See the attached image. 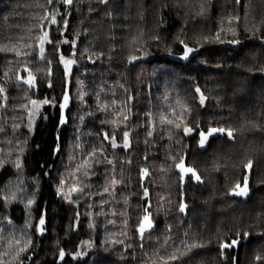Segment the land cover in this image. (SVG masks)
Instances as JSON below:
<instances>
[{
  "label": "trees",
  "instance_id": "1",
  "mask_svg": "<svg viewBox=\"0 0 264 264\" xmlns=\"http://www.w3.org/2000/svg\"><path fill=\"white\" fill-rule=\"evenodd\" d=\"M44 32L51 43L41 45ZM187 47L194 59L173 60ZM61 54L78 62L71 75ZM29 72L31 87L23 83ZM0 89V256L14 235L31 239L22 264H163L155 253L165 248L178 249L169 264H264V0H0ZM32 100L49 103L30 131ZM160 113L180 128L161 124ZM211 128L231 130L234 140L200 150L199 133ZM113 131L120 144L129 133L127 149L103 139ZM93 149L113 163L90 158ZM185 158L201 179L183 186L177 165ZM85 160L87 176L77 172ZM245 182L249 196L235 195ZM84 185V195L69 198ZM146 200L156 229L141 241ZM239 238L238 254L223 251ZM88 240L93 251L75 261Z\"/></svg>",
  "mask_w": 264,
  "mask_h": 264
},
{
  "label": "snow or ice",
  "instance_id": "2",
  "mask_svg": "<svg viewBox=\"0 0 264 264\" xmlns=\"http://www.w3.org/2000/svg\"><path fill=\"white\" fill-rule=\"evenodd\" d=\"M57 3H62V4H67L69 6L73 5V0H56ZM104 2L106 3L107 0H104ZM237 3H239V0H236ZM53 3V0H48V4L51 5ZM56 15L57 13L53 10L52 14H51V17H50V23L51 24H55L56 23ZM45 19H49L47 16L45 17ZM65 26H67V21L65 20ZM233 35H235V33H233ZM217 39H219V33H217ZM45 41H47L48 43H51L50 40H48V33L47 32H44L43 36L40 37V44L43 45L45 43ZM223 42V41H221ZM229 43H239V41H229ZM40 51V58L43 59L44 58V48L43 47H40L39 49ZM193 49H190V48H186V51H185V54H184V59H187L188 57V54L190 52H192ZM17 56H20L21 53L20 52H17L16 53ZM25 56H30L31 53H24ZM73 55H75V53H73ZM132 59H136V57H132ZM60 61L65 65V68L67 69L68 66L72 65L75 63V60L73 59H65V57L63 56V54L60 55ZM50 63V62H49ZM35 78L31 75V73L29 72L28 74V78L23 80V83H26L29 85V87L32 86V82ZM4 90L3 89H0V92H3ZM197 92H199V89L196 90ZM64 101L65 103L60 105L61 108H64L67 104V101H68V96L65 95L64 96ZM205 102V98L203 97V95L200 96V104H204ZM31 103L33 105H37L39 103V101L37 100H32ZM44 104H48L49 101L48 100H44L43 101ZM113 103H115V101H113ZM105 110H107V105H105ZM149 116L151 114H148ZM179 115H182L179 114ZM123 121H127L128 117L127 115H124L122 117ZM158 121L161 123V124H167V125H174L176 128H180V123H176L175 120L173 118H169L168 115L164 114V113H160L157 117ZM113 123H115V121H113ZM15 127H19V125H15ZM0 131H3V128L0 127ZM192 132V129L191 128H184L183 129V133L185 135H188ZM216 133H226V135L229 137V138H232L233 136V133L231 130H226L224 128H211L207 133L205 132H200L199 135H200V140H199V146L201 148L205 147V144L207 142V139L212 136L213 134H216ZM148 135L149 136H152L153 135V132L150 130L148 131ZM122 138H123V141L124 143L121 145V144H118L116 141H117V134L115 131H113V133L111 135H109L108 132H105L103 134V139L105 141H107L110 145L111 148L115 149V148H118V147H123L125 149H127L129 147V133L127 131H124L122 133ZM101 156L103 158V161L102 162H106L108 164H112L113 162L111 160H107L106 156H104V151L103 149H100V150H96V149H93L91 154H90V158L91 157H96V156ZM17 168L20 167L19 164L16 165ZM177 167H179L181 173H190L192 177L195 178L196 181H200V177L196 174V172L194 171V169L190 168V167H185L184 166V163H183V160L180 161L179 165H177ZM248 167H251V165L249 164ZM87 168H88V160H85L83 162V164L79 165L77 167V172H82V174L84 176H87L88 175V171H87ZM144 172V175H147V169H144L143 170ZM94 174V173H93ZM62 184L64 183V181L61 182ZM111 183L112 185H116L119 183V180H117L115 178V176L112 177L111 179ZM87 187V185H84V186H74L70 189L69 193H68V196L69 198L71 197L72 193H78L80 195H84L85 193V188ZM246 182L244 183L243 187L240 185V184H237L235 186V189L233 190L234 191V194L235 195H238V196H243V195H246ZM98 194H101L103 195V193H108L109 192V188L106 186L104 187L103 189V193H99V190H96ZM144 196L147 197L148 196V190L147 188L144 189ZM11 198H15V194H11ZM89 198H91V195H89ZM77 199H79V196H77ZM3 201H0V203H2ZM69 202H72L71 199H69ZM27 203L29 205H31L33 203V200L32 199H28ZM100 204V206L102 207L103 206V201H99L97 202ZM125 203H127V201H125ZM146 203V207L144 209L145 211V215H143L142 219L140 220L139 224H138V227H137V232H138V235H139V238L141 241H143L145 239V233L146 232H151V229L153 228V223H152V218H151V213H150V204L148 203V201L146 200L145 201ZM184 207L182 206L180 208V211L181 212H184ZM79 215V213H78ZM0 219H2V217H0ZM9 223H11V221H9ZM45 224V218H44V215L42 214L39 218V222H38V230L39 231H43V225ZM22 235H27L26 232L22 233ZM6 242L9 244V249L4 251L3 255L0 256V264H22V260H20V256L22 253H25L28 251V248H29V245L31 244V239L29 238L27 240V242L25 243H22L21 242V239L20 238H17L15 237L14 235L12 237H6ZM113 243H123V241H113ZM238 243V241H231L229 243H226V244H223L222 245V248H229V247H234L235 244ZM165 245L168 244V241L166 240L164 242ZM185 247H187V245H183ZM194 246H202V245H194ZM0 247H2V244H0ZM141 247L143 248V243H141ZM177 252H178V249L176 250H173L172 252H169L167 250V248H165L163 250V252H157L155 253V255H157L159 261L163 262V264H169V261H176L178 259V256H177ZM14 253V260L13 261H9L8 260V257L10 255H12ZM81 253L80 252H77L76 253V256H80ZM59 256L61 259H63L65 257V252L63 250L60 251L59 253ZM257 259H260V257H257Z\"/></svg>",
  "mask_w": 264,
  "mask_h": 264
},
{
  "label": "rangeland",
  "instance_id": "3",
  "mask_svg": "<svg viewBox=\"0 0 264 264\" xmlns=\"http://www.w3.org/2000/svg\"><path fill=\"white\" fill-rule=\"evenodd\" d=\"M227 1H229V0H227ZM53 10L57 13V15H58V7L55 5V7H53ZM53 12V11H52ZM52 14V13H51ZM57 15H56V17H57ZM128 40H130V38L128 39ZM76 46V45H75ZM65 57V56H64ZM59 59H60V57H59ZM65 59H69L68 57H65ZM73 60H75V59H73ZM246 60H248L247 58H246ZM93 61V60H92ZM60 63H61V65L65 68V65L60 61ZM78 65V62L75 60V63L74 64H72V65H70V66H68V68L66 69L65 68V70H66V72L69 74V75H71L72 73H73V71H74V69L76 68V66ZM68 96V95H67ZM65 103V101H63V103L62 104H64ZM69 103H70V98H69V96H68V101H67V104H66V106L63 108V109H66L67 107H68V105H69ZM238 105H237V107L239 108V107H242V109L244 110V111H246V105L245 106H243L244 104H243V102H239V103H237ZM46 104H44L42 101H39V103L37 104V105H33L32 103H30V109H29V116H28V124H27V127H28V129L30 130V131H33L34 130V128H35V126H36V124L38 123V121L40 120V117H41V115H42V112H43V108H44V106H45ZM191 135L192 134H194L193 132H191L190 133ZM189 134V135H190ZM117 142V141H116ZM118 143V142H117ZM118 144H120V143H118ZM122 145V144H121ZM123 147H118V148H115V149H113L114 151L115 150H119V149H122ZM251 149V148H250ZM2 152H3V150H2V147L0 146V155H3L2 154ZM2 156H0V158H1ZM0 163H4L5 162V159H3L2 158V160L0 159ZM260 174H258L257 176H259ZM258 180H259V178H258ZM249 194H250V190L246 187V195H243V196H240V197H243V198H246V197H248L249 196ZM209 211H210V209H206V214H205V221L207 222V218L208 217H210L211 215H210V213H209ZM8 223V225H13L12 223H9V222H7ZM91 223H92V221H91ZM93 224V223H92ZM45 225V224H44ZM206 225H209V222H208V224H206ZM105 226V228L107 229L106 231L107 232H109L108 230H110V228L108 229V227H110L109 225H104ZM37 233H38V235H39V230L37 229ZM110 233V232H109ZM108 233V234H109ZM107 236V235H106ZM238 240V239H237ZM91 251H93V243L91 242V241H83L79 246H78V248H77V250H76V252L72 255V257H73V259L75 260V261H78V260H81V259H86L87 257H88V255L91 253ZM77 252H80L81 253V255L80 256H76V253Z\"/></svg>",
  "mask_w": 264,
  "mask_h": 264
},
{
  "label": "water",
  "instance_id": "4",
  "mask_svg": "<svg viewBox=\"0 0 264 264\" xmlns=\"http://www.w3.org/2000/svg\"><path fill=\"white\" fill-rule=\"evenodd\" d=\"M45 42H46V41H45ZM43 45H44V44H43ZM187 48H190V47H187ZM190 49H193V48H190ZM185 51H186V48L184 49V53H183L181 56L174 57L173 60H175V61H182V62H189V61H191L192 59H194V58L196 57V55H197V51H196L195 49H193V51L190 52V53L188 54L187 59H184L183 57H184ZM202 132H205V131H202ZM205 133H207V132H205ZM234 135H235V134L233 133L232 138H229V137L226 135V133H216V134H213L212 136H210V137L207 139V142H206V144H205V147L201 148V147L199 146V149L205 151L206 149L209 148L210 144H211L215 139H217V138L220 137V136L228 137L231 141H233V140H234ZM199 140H200V135H199ZM183 163H184V166H185V167H189V166L187 165V158L184 159ZM190 168H191V167H190ZM192 169H193V168H192ZM178 170H179V172L181 173V171H180L179 168H178ZM194 171H195V170H194ZM196 174L199 176V174H198L197 172H196ZM191 177H192V176H191L190 173H181V179H182L183 186L186 185L187 180H188L189 178H191ZM199 177H200V176H199ZM192 178H194V177H192ZM200 179H201V178H200ZM194 180H195V178H194ZM195 182H198V181L195 180ZM43 227H44V225H43ZM155 229H156V225L153 224V228L151 229V232H152V231H155ZM146 233H149V232H146ZM146 233H145V234H146ZM43 235H44V231H42V232L39 231V238H43ZM235 241H238V243H236L234 247L223 248V251H227V250H229V251H233V250H234V251H236L237 254H238V252H239L241 246L244 244L245 241H243L242 239H238V240H235ZM246 241H248V239H247ZM236 261H237V257H236Z\"/></svg>",
  "mask_w": 264,
  "mask_h": 264
},
{
  "label": "bare ground",
  "instance_id": "5",
  "mask_svg": "<svg viewBox=\"0 0 264 264\" xmlns=\"http://www.w3.org/2000/svg\"><path fill=\"white\" fill-rule=\"evenodd\" d=\"M232 133H233V132H232ZM220 137H223V136H220ZM218 138H219V137H218ZM218 138H217V139H218ZM215 140H216V139H215ZM239 239H240V238H239Z\"/></svg>",
  "mask_w": 264,
  "mask_h": 264
}]
</instances>
